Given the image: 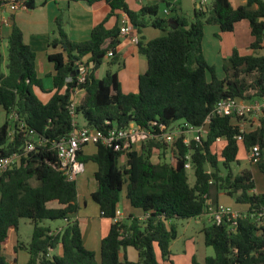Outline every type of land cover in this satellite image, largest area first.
<instances>
[{
  "label": "trees",
  "instance_id": "trees-1",
  "mask_svg": "<svg viewBox=\"0 0 264 264\" xmlns=\"http://www.w3.org/2000/svg\"><path fill=\"white\" fill-rule=\"evenodd\" d=\"M16 1H23L27 10L36 5L35 0ZM69 2H105L110 11L82 42L69 38L64 13L55 19L56 37L50 47H60L63 52L48 56L55 74L47 103L36 93V89L46 92L36 69V53L15 23L8 37L6 72L0 71V107L6 113L0 125V157L17 152L21 160L0 176V264H18L17 258L6 255L4 245L9 231H18L22 219L31 221L32 237L27 244L19 241L15 251L28 253L27 264H161L157 249L164 262L170 261V248L177 238L172 220L200 218L210 209H218L222 206L218 202L220 193L233 199L236 210L242 213L238 211L236 224L225 218L221 224L204 226L205 245L215 252L204 264H264V193L254 192L256 184L250 169H237L241 166L240 146L247 157L257 146L261 156L256 165L264 174V115H213L206 122L223 100L240 98L254 103L264 98V0H248L238 8L230 0H207L206 5L194 10L191 20L175 0L143 6L139 11L131 10L126 0ZM163 6L173 13L171 18L161 14ZM123 14L138 35L139 54L147 61L138 93H123L118 76L124 67L117 52ZM113 18L117 21L110 28L108 22ZM243 21L250 25L252 54L242 55L234 49L223 66L225 77L219 79L204 55L205 27L218 26L223 33H233L236 24ZM149 27L162 35L146 42L142 33ZM109 52H113L112 57H108ZM106 61L107 70L101 78L99 71ZM79 67L90 69L84 84L71 77ZM76 91L84 92L76 115L83 117L86 127L107 132L136 124L154 135H160L162 127L171 132L178 125L180 130L172 141L154 138L127 150L90 144L95 146L94 153L83 152L87 145L79 152L80 162L97 167L94 177L98 187L92 199L102 217L113 221L101 241L99 260L85 247L81 226L75 219L80 209L77 183L56 168L58 155L49 145L26 152L29 137L18 129L23 122L35 130L37 139L66 137L79 128L70 115ZM12 114L17 115L13 122ZM243 121L249 129L241 134ZM12 128L16 132L13 139ZM200 128L206 135L200 141L192 138L187 142L190 130ZM239 135L242 141L236 139ZM168 153L170 161H166ZM190 170L194 172L193 185L189 182ZM124 192L131 207L140 210L142 216L115 222ZM52 203L58 207H49ZM55 220H63L65 226L53 229L48 222ZM128 248L138 252L137 262L129 261ZM192 264L199 263L193 259Z\"/></svg>",
  "mask_w": 264,
  "mask_h": 264
},
{
  "label": "crops",
  "instance_id": "crops-1",
  "mask_svg": "<svg viewBox=\"0 0 264 264\" xmlns=\"http://www.w3.org/2000/svg\"><path fill=\"white\" fill-rule=\"evenodd\" d=\"M8 1L9 0H0V2H3V4L0 6V71L6 72L7 58H8V37L11 34L12 23H15L22 30L25 43L29 45L32 48V50L36 53V64L38 61H41V63L44 66L48 67V65H51L52 71H49L48 73L51 79L55 74V71H54V65L49 61L48 56L51 54H57L63 52V50L60 47L57 48L50 47V41L56 37L55 19L61 13H64L65 18L67 20L65 29L69 38L75 42H82L90 38L93 28L96 25L102 23L107 18L110 11L108 5L105 2H100L94 5H88L87 3H83V2H79V3L69 2V0H35L36 5L32 10L12 11L10 9ZM162 1L163 0H126L129 8L134 11H139L143 6H152L156 4H161ZM176 1L178 2L180 8L184 6L185 0H175V2ZM201 1L202 0H189L190 2L189 5L191 4L193 13L194 10L199 6ZM230 2L234 8H238L240 6L246 5L248 0H230ZM165 10H166L165 8L162 9L163 15L165 13ZM168 11L170 13V10ZM116 21L117 20L114 18L110 19L108 22V26L110 28L113 27L116 24ZM238 24H236L235 30L237 29ZM207 27L208 26L205 27L204 32H206ZM214 27L219 28L218 26H214ZM216 34L218 35V33ZM142 35L144 36L146 42H149L153 39L160 37L162 35V32L152 27H149L143 30ZM136 37L138 38V35L135 31H133L131 35L122 36L120 40V45L117 48V52L122 55V60L124 63V67L118 71V76L121 83L122 91L125 94L138 93L139 78L147 70V61L143 56L139 54L138 46L134 42V38ZM221 53L219 52L220 56ZM205 58L210 65L214 67L217 66V64L215 65L212 62H210L207 59V56H205ZM104 66L107 70V61L101 66L100 70ZM2 68H5V71H3ZM44 89L46 92L40 90L42 94H48L49 91L51 90V88L50 89L44 88ZM49 94H50L49 97L50 100L52 94L51 93ZM83 95H84L83 91H76V93L74 94L73 101L76 106L79 104ZM245 125L246 124H244V126ZM247 125L245 126V128L248 127L247 129H249V126ZM83 152L87 154L85 152V147L83 149ZM86 165H85V172L82 174L83 176L80 177V183L78 182L77 184L78 205L80 209L75 219L79 221V224L81 226L85 247L88 250L93 251L95 254H97L101 248V241L109 233L113 221L102 217L99 206L92 199V194L97 190L98 187L97 181L94 177L97 167L96 170L93 171L94 174L92 180L89 179L88 174H86L88 172L86 170ZM85 176H88L87 180L84 179ZM254 192L259 194V193H264V190L260 191L256 185V189ZM124 195L126 198L125 192ZM90 202H92L93 204L90 205ZM127 202L129 203L128 200ZM218 202L223 206L233 208L228 204L226 205L222 204L219 198H218ZM49 207H58V204L52 203L49 205ZM118 209H119V205H118ZM130 216H136V217L142 216V212L140 210L133 209L130 205V209L122 213L121 220L125 221V219L129 218ZM200 220L206 222L210 220V215L206 213L205 215L200 217ZM64 226H65V222L63 226H59L53 229H61ZM11 231L18 232L19 230L16 231L12 229L9 231V233ZM32 232H33V227H32ZM7 244L8 242L4 245L5 249ZM14 249L16 250V248ZM126 254L129 261L137 262L139 259L138 252L134 248H128ZM8 257L9 258L11 257L12 259L17 258L18 264H27L29 260V255L24 250L22 251L19 250V252H16V255L8 256Z\"/></svg>",
  "mask_w": 264,
  "mask_h": 264
},
{
  "label": "rangeland",
  "instance_id": "rangeland-1",
  "mask_svg": "<svg viewBox=\"0 0 264 264\" xmlns=\"http://www.w3.org/2000/svg\"><path fill=\"white\" fill-rule=\"evenodd\" d=\"M209 1V0H208ZM184 6L181 8L182 13L191 20L193 18V10L191 8V4L189 5V0L184 1ZM165 7L163 6L162 9ZM161 9V14L162 13ZM173 13L167 14L166 17L171 18ZM218 33V35L216 34ZM217 35V36H216ZM253 38L250 33V27L249 23L247 21L241 22L238 24L237 29L234 33H221L219 28H216L214 26H208L206 28L204 40H203V51H205V56H207V59L212 62L213 64H217L215 67L216 69V76L219 79H223L225 77V73L223 70V66L226 63L227 59L229 58L233 52L234 49L238 50L240 54L242 55H249L252 54V51L249 50L250 44L252 43ZM222 53H221V51ZM219 52L221 53V56L219 55ZM210 56V57H209ZM48 68V69H47ZM3 71H5V68H2ZM36 69L38 72L39 77L44 82V88L50 89L52 88V82L51 78L49 77V71H52L51 65L44 66L41 61H38L36 64ZM48 71V72H47ZM106 68L105 66L102 67V69L99 71V77H104ZM210 79V77H209ZM37 95H39L40 99L47 103L49 101L50 94H42L40 90L36 89ZM12 122L14 121L13 118L10 117ZM6 120V114L4 113V110L0 107V125H2ZM77 124L79 127L85 125V121L82 116H77L76 119ZM13 126V125H12ZM173 130L171 133H173L174 138H177L179 135L180 130L178 129V125H174ZM188 140L194 138L193 133H189L187 135ZM172 141V140H170ZM138 148V147H137ZM85 152L87 154H92L95 152V146L89 145L85 147ZM171 156L169 153L166 156V161H170ZM125 161V158H123L122 162ZM153 161L155 163H158L159 160L157 157L153 158ZM239 161L241 166L237 169H244L248 168L252 171L254 180L256 181V185L259 188L260 191L264 190V174L260 171L259 167L257 165H251L248 161L246 151L243 147V145L240 146V152H239ZM86 170L88 171L86 174L88 176H85L84 179L87 180V177L89 179L93 180V171L96 170V165L94 163H88L86 165ZM83 175H80L78 182L80 183V177ZM189 176V182L190 184H194L195 177L193 171H188ZM215 194V191L213 190V195ZM219 200L222 204L230 205L235 210L238 209L233 199L230 197H227L223 193H220ZM93 204L90 202V205ZM119 209L123 213L124 211H128L130 209V205L127 202L124 193L120 194V204ZM214 209V208H213ZM239 211V210H237ZM211 212L210 210L208 213ZM242 213L241 211H239ZM125 221H128V218L125 219ZM212 220L204 222L201 221L200 218H193V219H173L172 223L175 225L177 230V238L172 242L171 245V257L170 261L164 262L163 259L160 256V253L157 249V259L159 263L161 264H192L193 259H196V261L199 264H204L205 259L208 257H213L215 255L214 249L212 247H207L205 245L204 241V234H203V228L205 225L211 223ZM48 224L52 228H56L59 226H63L64 221L63 220H55V221H49ZM32 237V223L30 220L22 219L20 223V228L18 232L11 231L9 233V240L8 244L6 245L5 253L7 256H13L16 255V251L14 248L17 246V241L27 244L30 242ZM20 251H22L20 249ZM19 252V250L17 251ZM97 260L100 258V251L96 254ZM10 259H12L10 257Z\"/></svg>",
  "mask_w": 264,
  "mask_h": 264
},
{
  "label": "built area",
  "instance_id": "built-area-1",
  "mask_svg": "<svg viewBox=\"0 0 264 264\" xmlns=\"http://www.w3.org/2000/svg\"><path fill=\"white\" fill-rule=\"evenodd\" d=\"M10 9L12 11L27 10L23 1L9 0L8 1ZM207 0H202L198 7L206 5ZM168 14L169 11L165 10ZM121 35L128 36L133 32V27L129 22L127 15L123 14L121 19ZM134 42L137 44L138 38H134ZM113 52L108 53V57H112ZM79 74L76 76L78 84H84L86 82L87 75L89 74L88 67H79ZM70 115L73 118V123L76 126L77 115H76V105L72 101L70 106ZM213 115L216 116H237L239 118H244L246 116L259 117L264 115V98L257 102L251 103L240 98L223 100L218 103L215 110L207 118L206 122H210ZM11 118L16 120L17 115L12 114ZM245 122L241 123L240 131L241 134L245 132ZM165 127H162V133L160 135H154L153 133L140 129L136 124H131L129 127L124 129H112L107 132L101 130H95L90 127H79L75 128L71 133L67 134L66 137L60 140H46L37 139L36 132L34 129L28 128L23 122L19 123L18 129L25 132L29 141L26 143V152H32L37 150V148H42L49 145L51 150L55 151L58 155L59 165L56 167L60 170L70 181L77 183L80 175L85 172L84 163L80 162L77 157L82 148L90 144H100L109 148H114L115 150H127L131 149L132 146H138L142 142H147L154 138L165 139L167 141L172 140L174 137L173 133L165 132ZM15 129H10V136L13 139L15 136ZM189 133L194 134V138L200 141L202 137L206 135V130L204 128L191 129ZM238 141L243 140V136L239 135L236 137ZM189 140H187L188 142ZM260 150L256 146L252 148L249 152L248 159L252 165H256L260 160ZM21 160V155L17 152L12 153L6 157H0V176L11 171L19 164ZM186 168H190L187 164ZM211 212L208 214L212 222L216 224H221L223 219L228 218L229 221H234L236 224L237 218L240 216L239 212L231 207L219 206L218 209H210ZM122 213L119 209L116 211L115 222L121 220Z\"/></svg>",
  "mask_w": 264,
  "mask_h": 264
},
{
  "label": "water",
  "instance_id": "water-1",
  "mask_svg": "<svg viewBox=\"0 0 264 264\" xmlns=\"http://www.w3.org/2000/svg\"><path fill=\"white\" fill-rule=\"evenodd\" d=\"M78 74H79V70L77 69V70H75V71L72 73L71 77H72V78H75Z\"/></svg>",
  "mask_w": 264,
  "mask_h": 264
}]
</instances>
